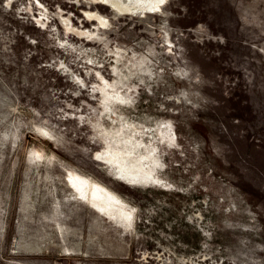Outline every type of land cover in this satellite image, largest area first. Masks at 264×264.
<instances>
[{
  "label": "rangeland",
  "instance_id": "1",
  "mask_svg": "<svg viewBox=\"0 0 264 264\" xmlns=\"http://www.w3.org/2000/svg\"><path fill=\"white\" fill-rule=\"evenodd\" d=\"M0 264H264V0H0Z\"/></svg>",
  "mask_w": 264,
  "mask_h": 264
},
{
  "label": "bare ground",
  "instance_id": "2",
  "mask_svg": "<svg viewBox=\"0 0 264 264\" xmlns=\"http://www.w3.org/2000/svg\"><path fill=\"white\" fill-rule=\"evenodd\" d=\"M105 5L112 6L119 14L150 12L161 8L160 0H104Z\"/></svg>",
  "mask_w": 264,
  "mask_h": 264
},
{
  "label": "snow or ice",
  "instance_id": "3",
  "mask_svg": "<svg viewBox=\"0 0 264 264\" xmlns=\"http://www.w3.org/2000/svg\"><path fill=\"white\" fill-rule=\"evenodd\" d=\"M161 3H163V0H160Z\"/></svg>",
  "mask_w": 264,
  "mask_h": 264
}]
</instances>
